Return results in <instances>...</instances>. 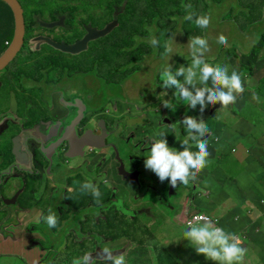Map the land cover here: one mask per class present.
<instances>
[{
    "label": "rangeland",
    "instance_id": "obj_1",
    "mask_svg": "<svg viewBox=\"0 0 264 264\" xmlns=\"http://www.w3.org/2000/svg\"><path fill=\"white\" fill-rule=\"evenodd\" d=\"M181 3L184 10L183 14L206 15L209 7L212 8L213 23L211 28L207 30V36H211L217 41V38L222 34L229 40V48L225 50L216 43L212 52V57L216 63L225 64L242 71V69H246L244 62L247 59L257 64L262 61L261 56L264 55V0H181ZM21 4L30 26L34 25L33 22L38 17L41 21L53 22L57 20L56 14L58 12L65 11L69 14V22L65 29L50 31L36 30L31 27L26 38L31 48L35 50V55L31 56V60L26 59L25 62L17 61L15 63L16 71L32 72L42 85L44 78L41 77V72L50 68L55 69V73L59 76L50 79L44 85L48 94V107L50 109L56 108L58 116L66 112V108L63 107V99L72 93H77L84 99L83 106H79L77 109L83 114L84 106L87 105L90 94L97 90L101 79L114 81L117 78L127 76L133 79L139 93L145 89L149 90L145 98H149L155 88L158 90L161 87L155 95L154 106H149V109L139 113L141 125L127 127L130 129L129 134L133 143L139 139H145L146 148L149 150L155 139L166 138L167 141H171L179 131L187 134L185 128L169 126L168 124L170 120L180 124L185 116H192L198 122L203 120L206 124L209 123V130H212L213 127L221 130L214 135L205 134V137L200 139H207V149L210 153L207 159L210 158L212 149L217 145L231 148L229 155L231 154L240 162V165L236 167L237 174L235 177L227 176L221 170L209 173L203 168L197 175L195 183L190 180L189 185H187L189 187L195 186L197 190L196 201H193L195 192L191 188H179L176 191L175 217H172L168 210L172 200L169 196V189L163 187L161 180L157 177L156 181L159 180L158 189L161 191L162 202L156 198L150 199L147 189L141 195L146 198V202L142 206L138 205L136 209L140 223L149 229L152 238L156 240L152 248H167L173 256L176 253L181 264H218V262L205 259L202 254H197L189 241L183 238L184 224H187L188 219L182 210L184 208V212L191 215L200 212L203 208L208 214L219 218L221 225L226 230L239 231L238 225L233 222L232 218L235 212L241 213L240 209L243 203L236 200L237 190L235 189L253 191L261 185L257 183L258 179L262 180V184L264 183V137L254 142L250 141L254 129L257 130L254 128L256 124L261 127L264 134V120L262 124L257 121L244 123V120L235 114L234 104H229L226 108L222 107L219 102L209 105L207 94L203 110L199 103L195 108H191L182 98L179 100L175 98V90L177 89L174 86L162 87L161 72L163 70H160L158 65L171 64V70L175 74V71L181 66L187 69L192 64L191 60H186V56L190 55L188 40L193 32L185 33L182 18L178 20L172 33L165 32L154 35L158 30L155 26H151L149 30L152 31V34L143 37L145 34V15L147 14L144 0H21ZM119 6H122L121 11H117ZM91 29L97 31L99 37L92 41L86 50L77 54H66L58 49L57 45L60 40L75 43L85 37ZM15 38L16 31L7 37L12 43ZM152 39H155L157 43L152 44ZM166 45L171 48V52L167 54ZM8 48L3 44L5 51H8ZM25 49L26 46L23 47V51ZM254 52L257 57L253 56ZM177 54L183 56L176 58ZM128 66L132 67L129 68ZM93 71L95 74L90 80L87 76L80 77L86 74L91 75ZM195 71L197 77L194 84H186L185 87H188L193 93L197 88L212 87L211 80L205 85L199 79V69H195ZM263 75V72L258 71H254V74L250 75H241L244 91L237 95L235 102L238 103L240 99H244L252 101L255 105H264V100H254L253 95L249 93V89L257 86ZM177 79L182 83L184 82L183 75L178 76ZM30 80V77L25 79L27 83H30ZM107 84L105 82L103 86ZM60 90L66 93L65 96H62ZM223 90L227 91V89ZM80 102L82 103V100ZM165 102L172 104L175 111L165 107ZM73 103H75V99H73ZM244 109L250 110L252 107L247 104ZM259 112L257 111V114ZM199 117L202 119L198 120ZM109 118L114 120L113 117ZM161 132L165 133L164 137L158 135ZM95 134L99 135L101 131L95 130ZM109 139L128 160L132 149L130 143L118 140L112 132L109 133ZM195 143L192 140L188 147H195ZM44 147L45 145L42 143L33 142L29 145L32 152L37 148L43 149ZM87 148L84 153L87 157L92 155L102 157V150L99 147L88 144ZM107 149L109 148L103 150L107 152ZM68 159L71 163H77L81 158L72 159L68 157ZM39 160L46 165L58 168L65 164L66 159L62 160L57 156L54 161H48L45 155H41ZM100 161L101 159L89 164L86 157L83 158L84 164L88 163L87 166L89 167L98 164ZM25 177L26 174L19 172L4 175L0 179V187L5 193L6 191H14L16 187H21L24 184ZM200 178L203 182L209 178L208 189L201 184ZM13 180L14 185L9 188L8 182ZM50 183L51 185L55 184L53 179ZM232 191L233 196L227 199ZM20 197L22 202H32V197H29L24 190ZM211 197L222 203L216 204ZM64 201L65 193L63 191L50 194L47 201L41 204L45 208V215H43L44 209L42 207L33 209L28 213L10 208L8 217L14 221V224L8 228L11 235L0 240V244L3 245L0 248L10 249L13 254H21L27 251L30 264H41L40 259L46 255L47 251L43 250L41 244H35V241L40 237H45L43 228L55 232L58 239L62 237L61 232L57 230L60 226L58 220L56 227L50 228L43 218L51 212L55 214L57 219L56 208ZM91 206L93 208L85 214L84 220L88 218L100 219L95 211L97 205L91 203L89 207ZM248 206H252L254 209L250 211L247 209ZM242 211L245 216L243 223L245 221L261 223L258 234L249 229L248 233L241 236V238L251 239L247 242L248 254H245L242 264H264V210L247 201L243 205ZM241 220L239 219V221ZM35 226L37 228H34ZM255 238L260 239L261 248L254 243ZM144 239L124 237L121 244L117 242L115 246L109 249L113 254L124 255L126 264H157L152 248H147L143 255L134 253V251H138L136 245ZM93 240L94 237L87 236L85 238L86 242ZM46 241L43 240V243ZM125 243L128 247L122 245ZM92 255L91 258L94 261L95 252L90 254V256ZM4 261L9 262L10 260L5 257ZM97 262L99 264H111L105 257Z\"/></svg>",
    "mask_w": 264,
    "mask_h": 264
},
{
    "label": "flooded vegetation",
    "instance_id": "obj_2",
    "mask_svg": "<svg viewBox=\"0 0 264 264\" xmlns=\"http://www.w3.org/2000/svg\"><path fill=\"white\" fill-rule=\"evenodd\" d=\"M18 1L21 4V0ZM21 7L25 19L24 42L16 55L2 63L16 43L15 40L12 43L7 37L15 31L17 36L19 28L14 7L10 6L7 1L0 0V64L2 63L0 65V179L4 175L17 172L26 174L24 184L16 187L14 191L5 193L0 187V237L7 238L11 235L8 228L14 224V221L8 217L10 208L28 213L42 207L43 215H45V208L41 204L47 201L50 194L63 191L65 201L56 208L60 224L57 230L61 232L62 237L78 238L64 241L58 239L55 232L43 228L45 237H40L35 241V244H41L43 250L47 251L46 255L40 259V263L73 264L74 260L83 257L86 253L95 252L94 264H99L97 261L103 260L104 257L101 255L102 249L115 246L117 242L121 244L124 237L131 236V226H137L140 223L136 209L138 205L142 206L146 202V198L141 196L144 190L148 189L150 199L156 198L162 202L161 191L158 189L159 181H156L151 171L144 166V160L149 153L146 140L139 139L133 143L129 134L130 129H127V127L141 125L142 121L138 115L149 109V106H154L157 92L154 91L149 98H145L149 90L145 89L139 93L133 79L127 76L114 81L101 79L97 90L90 94L83 114L77 109L83 106L84 99L77 93H72L63 99L66 112L58 116L56 108L48 107V94L44 85L45 82L59 76L55 73V69L50 68L41 72V77L44 78L42 85L32 72L16 71L15 63L25 62L26 59L31 60V56L35 55V50L31 48L26 38L31 27L36 30L50 31L65 29L69 22V14L60 11L56 14L57 20L53 22L41 21L38 17L34 20V25L30 26L22 4ZM63 17L65 18L64 24H59ZM53 23L56 25H49ZM96 34L98 32L91 29L85 37L75 43L60 40L57 45L58 49L66 54H77L69 51L68 48L77 46ZM97 39L96 36L91 38L84 50ZM3 44L9 47L8 51L3 49ZM24 46L26 49L23 51ZM262 60L264 61V58ZM256 71L264 73V65ZM94 74L95 71L91 75L86 74L80 77L87 76L90 80ZM26 77L31 78L30 83L25 81ZM262 80H264V75L260 81ZM105 82L108 84L103 86ZM59 92L62 96L66 94L62 90ZM95 104H98V109L94 108ZM238 106H234L233 110ZM109 117H113L114 120H110ZM168 124L181 127L180 124L171 120ZM95 130H100L101 134H95ZM110 132L118 140L130 143L132 149L128 160L110 141ZM177 133H182V131ZM87 135L91 139L105 138L103 141L105 144L97 146L102 150V157L96 155L87 157L84 154L88 149L87 145H93L89 142L83 150L78 145L73 146V137H77V141L81 142ZM33 142L42 143L45 147L37 148L32 152L29 145ZM105 148H109L107 152L103 150ZM41 155H45L48 161H54L57 156L62 160L66 159L65 164L58 168L46 165L39 160ZM68 157L81 159L77 163H71ZM84 157L89 164L100 159L101 161L89 167L88 163L84 164ZM52 179L55 182L53 185L50 183ZM88 182L98 189L99 197L92 194L91 187L82 190V186ZM13 185L14 180L8 182L9 188ZM161 185L169 189V196L172 200L168 210L172 217H175V198L172 196L174 191L165 184L161 183ZM23 190L29 197H32L31 203L22 202L20 196ZM157 193L160 194V200L157 198ZM91 203L97 205L95 211L100 216L98 220L91 218L84 220L85 214L93 208V206L89 207ZM86 222L89 223L90 229L78 227L79 223ZM74 227H77L80 232ZM87 236L94 237V240L86 242ZM43 240H47L46 243H43ZM48 245L57 248L59 252L50 259L46 258L50 253ZM70 245L73 248L68 249ZM122 245L128 247L126 243ZM5 257H8L10 261H4ZM0 264H30V261L27 251L13 254L10 249L0 248Z\"/></svg>",
    "mask_w": 264,
    "mask_h": 264
},
{
    "label": "clouds",
    "instance_id": "obj_3",
    "mask_svg": "<svg viewBox=\"0 0 264 264\" xmlns=\"http://www.w3.org/2000/svg\"><path fill=\"white\" fill-rule=\"evenodd\" d=\"M185 19L192 20V15L187 14ZM210 22L209 15H199L195 19V25L198 28H207L208 25L211 24ZM184 31L185 33L193 32L190 34L188 40L190 53L188 56L193 55L192 64L187 69L181 66L175 71V74L170 68H165L161 72L162 87L170 88L174 86L177 89L175 95L178 98H182L191 108H195L199 103L203 110L205 107L206 94L207 103L209 105L219 102L222 107L226 108L229 104H234L237 95L244 91L241 75L239 74L240 70L233 69L225 64L220 65L216 63V60L212 57V52L215 47L209 49L208 41L203 34L191 28L188 29V31ZM227 39L228 38L222 34L217 38V43H219L223 50L227 49L222 46H227ZM151 43L155 44L157 41L152 39ZM165 51L166 54L170 53L171 48L166 45ZM236 59L238 58L236 57ZM245 62L244 65L246 66ZM263 65L264 61L262 60L259 64L253 67V70L256 71ZM195 69H199L200 81L207 85L208 81L211 80L212 87L205 86L203 88H197L195 93H193L188 87H185L186 84H194V80L197 77ZM181 75L184 76L183 83L177 79V77ZM223 89H227V91H224ZM253 99L258 100L259 98L253 94ZM242 101L240 99L238 105H240ZM247 104L253 108L250 102L245 105ZM164 106L172 108V110L175 111L173 105L168 102H165ZM180 124L186 126L185 130L187 132V136H185L182 141L183 144H188V137L190 136L191 139L196 142L195 148L197 151H191V147H185L183 150H176L169 146L166 138H160L153 140L149 149V154L144 160V166L151 171L156 179L159 177V179L163 181L165 178H170L169 183L174 188L180 184L187 186L189 185L190 180L193 182L196 180L197 175L207 165V158L210 155L207 149V139L200 138L205 137V134L213 135L208 128V124L203 120L198 122L192 116H185L183 121H180ZM158 135L164 137L165 133L161 132ZM176 138L180 139L179 134H177ZM258 181H261L262 183V180L258 179L257 182ZM89 187L92 188V194L99 197L100 193L98 189L93 187L91 182L85 183L82 186V190ZM192 188L195 194H197L195 186H192ZM241 191L245 190L241 189ZM208 216L214 217L212 215ZM43 219L50 228L56 227L57 220L59 223L58 217L56 219L55 214L51 212ZM233 219L234 217L232 220ZM236 219H238V221H236ZM239 219L240 218L237 217L233 222L238 225ZM238 236L241 237L243 235L230 233L221 225V221L220 224H215L212 220L206 217H197L188 221L187 228L183 233V238L189 241L197 254H202L205 259L218 262V264H242L243 258L246 254L244 239L247 238H239ZM101 255L110 261L111 264H126L124 255L113 254L109 248L102 249ZM73 264H94V261L90 254L86 253L83 257L74 260Z\"/></svg>",
    "mask_w": 264,
    "mask_h": 264
},
{
    "label": "trees",
    "instance_id": "obj_4",
    "mask_svg": "<svg viewBox=\"0 0 264 264\" xmlns=\"http://www.w3.org/2000/svg\"><path fill=\"white\" fill-rule=\"evenodd\" d=\"M144 5H145V11L147 12V14L145 15V26H144V31H145L146 35L143 34V37H146L147 35L152 34V31L149 30V27H151V26H155L158 30L157 32L154 33V35H158L160 33H165V32H171L172 33L176 27V23L178 22V20L182 18L184 30L188 31V29H190V28L195 29V31L203 34L206 37V39L208 41L209 49H212L216 46L217 41H215L211 36H207V30L209 28H211V25H208L207 28H198L195 25V19L200 14H191L192 20H186L185 16L188 13L183 14L184 10L182 7L181 0H144ZM121 10H122V6H119L117 11H121ZM212 11H213L212 8L209 7L206 16L210 15L212 13ZM222 46L228 49L229 48V40L227 39V46H224V45H222ZM182 56L183 55H181V54H177L176 58H180ZM253 56L257 57L255 52L253 53ZM192 58H193V55L186 56V60L192 61ZM263 58H264V55L261 56V60ZM245 64L247 66V71L242 70L239 72V74H241V75L253 74L254 73L253 67L256 66L257 63L252 62L250 60H247L245 62ZM158 68L162 69V70H164L165 68L171 69L172 65L166 63V65H158ZM160 89H161V87H160ZM160 89L157 90L155 88V91L158 92V91H160ZM176 92H177V90H175V94H176ZM249 92L258 96V98H259L258 100H264V80L260 81L258 83V85L255 86L254 88H250ZM175 98L177 100L180 99L176 95H175ZM248 102H250L253 106V108L251 110H245L243 108L245 106V104ZM94 108L98 109V104H95ZM257 111H260L259 114H257ZM234 112L236 115L240 116V118H242L244 120V123H252L254 121H257L260 124H262V121L264 120V105H262V104L255 105L252 101L243 100L240 103V105L238 106V108L234 109ZM201 119H202L201 117L198 118V120H201ZM180 125L183 129L186 128V126H184L183 124H180ZM208 125H210V124L208 123ZM254 128H257V130L254 129L252 137H250V141H252V142H254L255 140H257L259 138L264 137V134L261 131V127H259L258 124H256L254 126ZM210 131L212 132L213 135L221 132V130L217 127H213V129ZM177 134H179L180 139L176 138ZM177 134L175 135V137L171 141H168V144L170 147H173L176 150H183L185 147L189 146L192 139L189 136L188 137V144L185 145V144H183L182 141H183L184 137L187 136V134H185L184 132L177 133ZM230 150H231L230 147L226 148V147H222L220 145L215 146L212 149V154H211L210 158L207 159L208 163L204 167V170L208 171L209 173H212L213 171H216V170H221V171L225 172L227 174V176L235 177L237 174L236 173V167L238 165H240V162L238 160H236L231 154L229 155ZM191 151L196 152L197 149L195 147H191ZM169 179L170 178H165L163 181H161V183L167 185L168 187H170L174 191V193L172 195L174 198L176 195V191L179 190V188L180 189L191 188L193 190L192 187H188V186H185L183 184H180L179 186L177 185V187L174 188L170 185ZM208 180H209V178L205 182H203L202 178H200L201 184L204 187H206L207 189L209 188ZM257 183H259L261 185L259 186V188H256L253 191H249V190L241 191L238 188L235 189V190H237L236 200H239L240 202H242L243 205L247 201H250L256 207L260 208L261 210H264V206H263L264 205V183L262 184L261 181H258ZM233 191L229 193V196L227 197V199L229 197L233 196ZM157 198L160 200V194L159 193H157ZM196 199H197V194H195L193 201H196ZM212 199H213V202H215L218 205L222 203V202L215 200L214 198H212ZM243 205L241 206L240 212L242 210ZM174 212H175V210H174ZM183 213H185V212H183ZM196 213L197 212H195L191 215L188 213H185V214L187 215L188 218H190L193 215H195ZM201 213L208 214L207 212H205L203 210V208H201ZM236 214H241L244 216V213H242V212L241 213L235 212L233 214L234 219L239 217ZM208 215H210V214H208ZM184 226H185V230H186L187 225L184 224ZM78 227H80L81 229H83V227H85V229H90L88 222L83 223V224L79 223ZM238 227H239L238 232H234V231H228V232L234 233L237 235H244L245 233H248V231H249V226L246 223H243L242 220L238 222ZM74 228H76V230L78 232H80L77 227H74ZM9 234H11V233L9 232ZM130 237L145 238L138 245H136V249L138 251H134V253H137L139 255L145 254V250L147 248H152L154 246V243L156 242L155 238H152L153 236L151 235L149 229L140 223L137 226L136 225L131 226V236ZM77 238L78 237H62L61 240L67 241V240H74ZM48 248L50 249V253L46 256L47 259H50L59 253L57 248H52L50 245H48ZM69 248H73V246L70 245L68 247V249ZM152 249L154 250V258L157 261V264H181L178 261L179 260L178 257L176 258L175 256H173L167 248H152Z\"/></svg>",
    "mask_w": 264,
    "mask_h": 264
},
{
    "label": "water",
    "instance_id": "obj_5",
    "mask_svg": "<svg viewBox=\"0 0 264 264\" xmlns=\"http://www.w3.org/2000/svg\"><path fill=\"white\" fill-rule=\"evenodd\" d=\"M5 1L10 3V5H12L14 7L15 11H16V14H17V26H18L19 30H18L16 39H15V42H16L15 46L13 47L12 51L10 52V54L2 61V63L6 62L8 59L12 58L14 55H16L18 53V51L21 48V45L24 42L23 31L25 29V19L23 17L22 7H21V4L19 3V1L18 0H5ZM64 20H65V18L63 17L62 20H61V23H59V24H64ZM41 24L42 25H47L46 23H41ZM49 25H56V23L49 24ZM94 36H96V38H98L99 37V33L96 34V35H92V36L88 37L83 43H80L79 45L74 46L72 48H68V50L72 51V52H76V53L83 51L84 47L86 46V44ZM104 140H105V138H103V139H91L89 135L84 137V139L81 142L77 141V137H73V139H72L73 146L78 145L81 150H83V148L87 145L88 142L93 144V145H95V146H103L105 144V142H103Z\"/></svg>",
    "mask_w": 264,
    "mask_h": 264
},
{
    "label": "crops",
    "instance_id": "obj_6",
    "mask_svg": "<svg viewBox=\"0 0 264 264\" xmlns=\"http://www.w3.org/2000/svg\"><path fill=\"white\" fill-rule=\"evenodd\" d=\"M213 13V12H212ZM210 14L209 16H210V25H212V23H213V14ZM238 58V57H237ZM234 105H238V103L237 102H235L234 103ZM182 212H184V208H183V210H182ZM241 212L243 213V211L241 210ZM237 216H239L241 219H242V221H243V219H245V217L243 216V215H241V214H236ZM244 223H246L248 226H249V229H252L255 233H259L258 232V229L261 227V223L260 222H253V223H251V222H249V221H245ZM2 239V237H0V240ZM245 240V243H244V248L246 249V253L248 254V244H247V242L250 240L251 241V239L250 238H248V239H244ZM254 241V243L257 245V246H259L260 248L262 247L261 245H260V239L259 238H255V240H253ZM3 245L2 244H0V247H2ZM174 253V252H173ZM174 255L177 257V255H176V253H174Z\"/></svg>",
    "mask_w": 264,
    "mask_h": 264
},
{
    "label": "built area",
    "instance_id": "obj_7",
    "mask_svg": "<svg viewBox=\"0 0 264 264\" xmlns=\"http://www.w3.org/2000/svg\"><path fill=\"white\" fill-rule=\"evenodd\" d=\"M247 209H250V211H251V210L254 209V207H252V206H248ZM184 214H185V213H184ZM185 215H186V214H185ZM186 216H187V215H186ZM197 217H206V218L212 220V222L215 223V224H220V221H221L219 218L211 217V216H208V215H206V214H202V213H200V212H197L195 215H193V216L190 217V218L187 217V219H188V221H191V220H193L194 218H197ZM188 221H187V222H188ZM236 221H238V219H236ZM185 225H187V224H185ZM239 238H241V237H239Z\"/></svg>",
    "mask_w": 264,
    "mask_h": 264
}]
</instances>
